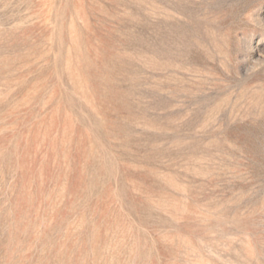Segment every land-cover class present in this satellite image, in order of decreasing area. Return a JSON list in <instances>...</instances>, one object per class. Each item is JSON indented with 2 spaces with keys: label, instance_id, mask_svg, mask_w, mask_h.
Here are the masks:
<instances>
[{
  "label": "rangeland",
  "instance_id": "rangeland-1",
  "mask_svg": "<svg viewBox=\"0 0 264 264\" xmlns=\"http://www.w3.org/2000/svg\"><path fill=\"white\" fill-rule=\"evenodd\" d=\"M0 264H264V0H0Z\"/></svg>",
  "mask_w": 264,
  "mask_h": 264
}]
</instances>
